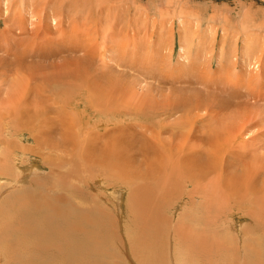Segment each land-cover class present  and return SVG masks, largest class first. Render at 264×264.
<instances>
[{"label":"rangeland","instance_id":"374dc122","mask_svg":"<svg viewBox=\"0 0 264 264\" xmlns=\"http://www.w3.org/2000/svg\"><path fill=\"white\" fill-rule=\"evenodd\" d=\"M37 34L39 35L37 36ZM29 42L34 46L32 44L30 46ZM182 49H184L183 52ZM189 53L191 54L189 55ZM121 70L125 72L122 74ZM26 73L36 74L37 77L50 75L52 78L61 74H80L79 80L67 78L66 87H74L75 83H88L92 90L96 88V90L112 97L107 101L106 106H124L128 112L136 107H144L146 110L150 107L152 111L162 109L165 112H163L165 115L163 114L162 120L159 117H157L158 119L149 117L150 119L147 121L146 118L149 114H145L140 120H137L135 116L132 118L128 116L130 119L127 117L124 120V127L120 126L122 130L114 122L120 119L117 114L125 110H108L106 114L113 120L112 125L107 120L103 124L106 118L103 117L104 112L100 110L98 105L86 109L84 106H73L67 110V113H73L74 120H78L79 117H83L85 121L89 120L90 125H86V128L83 127L81 133L86 132L89 127L91 135L106 137L110 133V129L119 128L112 132V136L127 142L131 150V153L127 152V154H136L140 159H143L144 153H134L136 146L142 147L144 140H147L145 143L147 146L150 142L147 137L150 135L149 130L152 127H157L165 119L166 122L162 123L163 131L164 128H167L161 135L163 143L167 147L178 149L177 146L183 143V139L180 140V137H186L184 140L192 139L194 153L192 156L190 155V158L197 160H194L192 167H195L200 177L207 182L210 181V186L206 185V181L203 182L202 186L192 181H189L186 186L184 183H178L179 180L176 181V179H178L179 174L181 175V171L178 169L173 174L171 167L167 166L166 159L165 164L158 170L147 168L143 164L144 168L141 171L144 177H141L142 179L136 178V184L132 183L133 185L138 183L136 190L139 196L137 198L133 196L131 186L126 187V185H119V183L107 186L110 187L107 193L114 192V196L111 197L104 192L106 184L103 183L101 186L103 190H101L102 188L98 186L100 183L102 184V182H98L100 178L93 181L91 176L96 174L97 177L105 178L104 172H91L90 176V173L86 174L87 177H90L86 180L87 184L80 183L83 190L82 199L85 198L84 200L87 201L84 202L81 199L80 204L83 203L79 205L83 206L84 204L81 211L75 205L72 208L70 206H73V202L77 204L79 194L71 196L75 198H73L74 201L72 198H67L68 191H63V195L68 201L63 198V203L61 199H54L50 205L53 200L51 196L54 193L51 191L57 192L56 187L50 183L47 186L40 185L36 190L38 193L35 194L39 195L40 199L43 198L41 201L49 200L48 203L45 201L46 206L44 207L42 206L44 205L43 202L41 206L44 208H41L40 211L34 209L32 215L30 211L27 212L29 213L28 216L22 217V219H29L30 221V223L23 225L25 231L35 233L37 238L34 236L31 238L32 240L23 242V247L15 243L14 246L19 248V254L22 256L17 261H13L11 259L14 257V248L10 250L6 247L12 245L14 241L2 240L6 230H10L8 225H11L9 224L11 221L8 224L4 222L3 230L0 231V264H6L8 261H11V264H65V262L66 264L67 262H72V264H104L105 261L107 264H112L107 255L110 254V251L111 254L115 253L116 257L113 260L116 259L119 264H264V206L256 207L263 215L259 220H256L248 212L235 211L239 203L234 205L232 209L229 207L230 205L225 204V201H222L221 204L219 200L225 197L224 191L226 189L212 181L213 178L216 179L222 173L225 179L228 178L227 180L236 182L237 184L234 185L236 187L243 180L242 177L245 175V178L248 174L256 182L255 190H264V0H0V81H2L0 84L2 88V91L0 90V107L4 112L9 111V108L6 111L5 107H10L4 105L2 108L3 103L8 105L6 91L9 96H14V89L17 92L22 86L23 80L19 78ZM17 79H19L18 82L20 80L22 82H19L18 87H14V81ZM35 79L33 82L38 83L41 78ZM33 88L32 85V92L36 93L35 88L34 90ZM59 90L62 91L63 97H75L77 95L74 89L68 90L66 88L65 91V88L64 90L59 88ZM9 102L11 101L9 100ZM44 103V108L38 107L36 103V106H30L29 111L35 112L34 109L38 108L39 113L47 114V117H56V114H60L62 107H56L57 105L54 106L55 103L50 101H44ZM150 108L148 109L149 112L151 111ZM168 109L173 113L168 112ZM61 114L64 115L66 112H61ZM212 115L221 118L219 120L215 117L212 119L210 118ZM6 121L9 123V120ZM6 121L5 123H7ZM10 122L14 124V121ZM173 122L175 125H172ZM129 123L134 131L128 127ZM29 124L30 122H26L27 126L25 125L24 128L28 127ZM39 124L38 121L31 122L32 128L30 129V126L28 128L36 132V136L32 134L35 138L46 139L51 135L55 139H60L55 132L48 130L53 126V123L47 124L46 128L42 122ZM98 124H102V127H96ZM190 124L193 126L191 127ZM36 125L39 128H36ZM125 125L128 129H125ZM187 125L190 126L188 127L190 129L187 128ZM242 126H247L246 130L243 131ZM142 127L144 130L146 129V133ZM170 127L172 128L170 129ZM173 128V131L176 132V138L174 137L172 142L167 137L172 138ZM23 129V133L19 132L20 136L5 131L1 141L9 138L11 143L22 144L21 146L26 148L36 145L35 140L30 137L31 133ZM37 129L38 132H43L42 136L38 135ZM138 130L140 133L143 131V135L138 134ZM181 130L182 132H180ZM238 131L242 132L240 139L231 141L233 136L239 134ZM102 142V139L94 138L91 145H98ZM3 147L4 145L0 144V149ZM115 148L116 146H114ZM17 152L19 153V161H22L24 158L22 157L23 148H18ZM45 152V148L39 147L35 151V159L38 157L36 161L32 159V156L27 155L28 159L36 162L40 170V172L33 173L32 176L34 174L36 175L35 178L42 176L41 180L46 179L48 181L52 179V176H54L52 180L60 176L57 171L59 169L62 171L61 173H64L65 170L69 171L67 168H71L70 160L75 157L74 150H70L71 154L48 149L47 153ZM175 152L177 153L178 150H175L174 154H176ZM141 153L142 155H140ZM0 155L2 158L1 151ZM58 155H63L62 159L67 160L65 165L62 164L61 157H59L60 159L56 158ZM132 156V160H139L137 156ZM236 156L235 160L234 157ZM1 158V166H3ZM58 159L61 164L59 162L57 164L55 161ZM45 160H48L49 164ZM256 165L263 167L257 169ZM211 168L213 172L210 171ZM10 173L6 175L7 178L0 176V207H6L7 201L12 197L14 206H11L9 211L15 212L16 210L15 213H17L21 211V208H18L21 201L19 199L18 202L15 201L14 197L20 193V190L25 191L28 185L21 181L19 184L24 185V190L20 189L19 186L21 187V185L16 183L17 181L13 182L14 178H10ZM43 175L47 176L44 177ZM32 176L30 175V177ZM62 180L64 179L62 178ZM35 181L38 184L37 180ZM224 183L221 182V185ZM49 185H52L54 189L48 191ZM202 188L208 189L207 198H210L209 200L214 198V201L208 202L210 205L208 209L204 207L205 198L202 194L200 195V193L205 194ZM41 190L43 193L40 192ZM212 192L216 194L214 195ZM91 193L94 195L93 200L89 196ZM68 196L70 197L69 194ZM105 197L111 199V202H108L113 203L114 208L111 206H109L111 209L102 207L107 202ZM49 198L52 200L50 201ZM117 199H120L123 206L122 214L119 210L120 207L118 208ZM89 200L90 204H88ZM99 200H102L103 203H99ZM139 200L141 201L139 202ZM58 201H62V203ZM135 201H137V209L133 214L129 207ZM56 203L57 206H62V209H67L68 206L67 210L71 209L70 211L73 212L76 209V212L68 219L65 218L66 221H64L63 216L55 217L56 220H51L49 224L52 227L50 228V226H46L48 225L47 222L49 217L55 214L51 210L49 212L48 209ZM95 203L98 208H96ZM115 203L118 205L115 206ZM84 207L89 208L91 214H85ZM233 211L236 214L233 215ZM13 212H9L7 218L14 219ZM107 212L110 214L109 216H106ZM96 213L99 214V219ZM34 215L37 216L34 217ZM188 215L189 220H187ZM73 217L82 218L77 222ZM92 217L96 220L94 221ZM107 217H109L108 220ZM5 218L6 216L0 217L1 221ZM7 218L5 220H8ZM62 218L63 220L60 221ZM110 218L112 223H109L107 228L102 229L99 222L103 224L108 222ZM38 219H41L39 223ZM32 221L33 223H31ZM42 221H45L46 224ZM43 224L45 225L43 226ZM31 225L35 227L32 228ZM37 226L43 228L42 231L47 230L51 239L49 246L52 249L50 248L48 252L42 251L49 253L50 257L47 255L46 259L37 251H41V246L38 245L42 242L39 241L42 239V231ZM58 226L59 228H57ZM254 226L257 227V230H248V228L255 229ZM98 230H101L103 235L109 233L111 240L107 239L109 244L106 242L105 250L98 251L97 259L93 258L94 256L91 254L86 258V253L79 251L80 247L77 252L72 253L74 250L70 251L68 256L66 252L75 248L79 239L85 235L91 236L94 232L98 233ZM73 231L81 236L76 237ZM188 232L189 235L187 236ZM8 233L14 235V229ZM193 233V239L181 240L183 235L189 238L192 237ZM35 247L37 248L36 251ZM107 251L109 252L106 253ZM66 257H68V261H64Z\"/></svg>","mask_w":264,"mask_h":264},{"label":"bare ground","instance_id":"6f19581e","mask_svg":"<svg viewBox=\"0 0 264 264\" xmlns=\"http://www.w3.org/2000/svg\"><path fill=\"white\" fill-rule=\"evenodd\" d=\"M41 24V23H40ZM33 25V24H32ZM247 26V25H246ZM47 28V27H46ZM37 30V29H36ZM39 34H37V36H38ZM36 36V35H35ZM37 38V37H36ZM31 42V41H30ZM29 42V43H30ZM34 43V42H33ZM32 43H30V46H32L31 45ZM34 46V45H33ZM33 48V47H32ZM31 48V49H32ZM35 48V47H34ZM33 48V49H34ZM32 49V50H33ZM198 49V48H197ZM31 50V51H32ZM183 50L184 49H182V52H183ZM35 52V51H34ZM26 53H27V51H26ZM39 54V53H38ZM41 54V53H40ZM44 54V53H43ZM191 53H189V55H190ZM186 55V54H185ZM255 62V61H254ZM258 63V62H257ZM57 64V63H56ZM52 66V65H51ZM17 67V66H16ZM41 69V68H40ZM42 70V69H41ZM131 70V69H130ZM18 71V70H17ZM20 71V70H19ZM18 71V72H19ZM121 72H122V74L125 72L124 70H121ZM36 75V74H35ZM34 74L32 75L31 73H26V74H24L23 76H21L19 79H22L23 80V82H22V86H21V88L19 89V90H17V92H16V90L14 89V96H9L8 95V92L6 91V93H5V95H7L8 97H6L7 99H6V102H7V104L8 105H6V104H2L3 106H2V108H4V105L5 106H10V107H5L6 108V111H7V109L9 108V111L8 112H4L3 111V109H1V107H0V144H3L4 145V147L3 148H1L0 149V151H1V154H2V163H3V166H1L2 164H1V161H0V176H6L9 172H11L10 174H9V176H10V178L12 179V178H14L13 179V182H15V181H17L16 183H20L21 181L22 182H26L27 183V189L25 190V191H21L20 189H22V190H24L23 189V187H24V185L22 186L21 184H19V185H21V187L19 186V190H20V193H17L18 195L16 196V197H14V199H16L15 201H17L18 199L21 201V203H19V207L18 208H21V211L20 212H17V213H15L16 212V210H15V212H13V211H9V209L11 208V206H14L13 205V198L12 197H10V199L7 201V205H5L6 207H0V217H2V216H6V218H7V216H8V214H9V212H13L12 214L14 215V219L13 218H11V217H8L7 219L8 220H5V219H2V221H1V219H0V224H2V225H0V231L2 232V230H3V225H5V224H8V222H10L9 224H11V225H8V228L10 229V230H13L14 229V235H11V234H9L8 233V231H10V230H6V234H5V237L2 239V240H5V239H7V242L9 241V240H13L14 242L12 243V245H9V246H7L6 248L7 249H12V248H14V257H13V259H11V260H13V261H17L18 260V258L20 259L21 258V256H22V254H19V248L17 249L14 245H15V243H18V244H20L21 246H22V243L23 242H27V241H29L31 238H33L36 234L34 233H30V232H27V231H25V229H24V227H23V225L24 224H28V223H30V221H29V219H22V217L23 216H25V215H29V213H27V212H30L31 213V215H32V210H36V211H40L41 210V208H44L46 205H45V201L43 200V201H41L42 199H40V197H39V195H36L35 193H38L36 190H37V187H40V185L42 186V185H44V186H47V184L48 183H50V184H54V187H56V190H57V192L56 191H53L52 190V188H53V186L52 185H49V187L47 188V190L49 191V190H52L51 192H54L53 194H52V196H51V198L53 199H50V201L52 200V202H51V204L50 205H52V203H53V201H54V199H65V200H67L68 201V199H66V197H64V195H63V191H68V194L70 195V197L68 196V194L66 195L67 196V198H72V200H74L75 198L74 197H71L72 195H78L79 194V198H78V202H77V204H74V202L72 203L73 204V206L72 205H70L71 206V208L72 207H75L76 206V208H78L79 207V209H80V211L81 210H83V206H84V204H83V206H80V205H82V203L80 204V201H81V199L83 198V190H82V187H81V185H80V183H82V184H87L86 183V180L88 179V178H90V177H87V175L86 174H88V173H90L89 174V176L92 174L91 172H104L105 174H106V177L105 178H102V176H99V177H97L96 176V174H93V175H91L92 177H93V181L94 180H97V179H99L98 180V182L100 181V182H102V184L100 183L98 186L99 187H101L102 185H103V183H105L106 184V187H104L106 190H104V192H108V188H110V187H107V186H109V184L110 185H112L113 183L114 184H118L119 183V185H122V184H124V185H126V187H130L131 186V188H132V193H133V196L134 197H138L139 196V193L137 192V190H136V186L138 185V183H137V185H133V184H136L135 182L137 181V180H135L136 178H143L144 176H142V171L141 170H143V168H144V166H143V164H145L146 165V167L147 168H151V169H156V170H158L160 167H162L164 164H165V159L167 160V166H169V168L171 167V172L173 173V174H175L176 173V171H178V169H180V171H181V175L179 174L178 175V179H176V181H178L179 180V182L178 183H184L185 184V186L187 185V184H189V181H192V182H195V183H199V185H201L202 186V184H203V182L204 181H206L204 178H202V177H200L199 175V173H198V171L195 169V167L193 168L192 166L194 165V160H196V159H191L190 157L193 155L192 153H194V145H193V143H192V139L191 140H184L186 137H180L181 139L180 140H182L183 141V143L182 144H180V145H178L177 147H178V149L176 148V147H174V148H172V147H167V145L166 144H164L163 143V140H162V137H161V135L163 134V132L165 131V129L167 128H164V131H163V124L162 123H165L166 121H161L160 122V120H162V117H163V114L165 113L162 109L161 110H151L152 108H150V112L148 111V109L149 108H147V110L144 108V107H136V108H134L133 110H129L130 112H128L127 111V108L126 107H124V106H122V107H114V106H112V107H109V106H106V103H107V101L109 100V99H111L112 97L110 96V95H106V93H104V92H100V90H96V88L94 89L93 88V90H92V87H91V85L90 84H88V83H80V84H77V83H75V86L74 87H66V85H67V81L68 80H66L67 78L69 79V80H71V79H73V80H79L78 78H81L80 77V74L78 75H76V74H61L60 76H54V78H52V76H50V75H46V76H43V77H37V75L35 76ZM140 76V75H139ZM35 77H37L38 78V80L40 79V81L38 82V83H34L33 82V80L35 79ZM134 77V76H133ZM18 78V77H17ZM36 78V79H37ZM16 79V78H15ZM19 79H17V80H15L14 81V87H18L19 86V82H18V80ZM35 79V80H36ZM63 80H65L64 81V84H62L63 82ZM248 81V80H247ZM5 82V81H4ZM2 83V81H0V84ZM61 83V84H60ZM32 85L34 86V88H35V91H36V93H33L32 92ZM69 85V84H68ZM2 86V85H1ZM34 88H33V90H34ZM59 88H61V90H62V88H63V90H64V88H65V91H66V88H68V90H71V89H74L76 92H77V95L75 96V97H63V93H61L62 91H60L59 90ZM2 88L0 87V90H1ZM56 89H58V90H56ZM2 91V90H1ZM64 92V91H63ZM1 94V93H0ZM256 94V93H255ZM29 96H31V97H29ZM4 99H5V97H3ZM3 98H2V100H3ZM38 99H39V102H38ZM258 99V98H257ZM9 100L11 101V102H9ZM44 101H46V102H54L55 104H54V106L55 105H57L56 107H62V108H60L61 110H60V114H56L57 116L56 117H53V116H51V117H47L46 115H44V114H42V113H39V109L38 108H33L34 106H36V103H37V105H38V107H40V108H44L43 107V105H45V103H44ZM167 101V100H166ZM2 102H4V101H2ZM5 102V103H6ZM168 102V101H167ZM33 106L32 108L35 110V112H31V111H29L30 109V106ZM96 105H98L99 106V108H100V110L101 111H103L104 112V115H103V117H105L106 119L103 121V124H104V122H106V120L107 121H109L110 123H111V125H112V123H113V120L110 118V117H107V112H108V110H111V111H120V110H125V111H120L118 114H117V116L120 118V119H118L116 122H114L116 125H117V127L119 126H121L122 125V128L124 127L123 126V123H124V120L128 117V116H130V118H132V116H135V117H137V120H140V118H143L144 117V115L146 114V115H148L149 114V116H147V121H148V119H150L151 117L153 118V117H155V118H157V117H159V118H161L160 120H159V124L157 125V127H152L150 130H149V132H150V135L149 136H147L148 138H149V140H150V142L147 144V146H146V142H147V140H144V141H142V147H137L136 146V151L134 152V153H140V152H143L144 154H143V159H140V157L138 156V155H136V154H132V155H134V156H137L138 158H139V160H132L133 159V156L132 155H129V154H127V152H130L131 153V150L129 149V144L127 143V142H125V141H120V140H122L121 138H114V136H112L113 134H112V132H114L115 131V129L116 130H118L117 128H115V129H110L109 130V134H107V136L106 137H95V136H93V135H91V133L89 132V127L87 128V130H86V132H84V133H81V131L84 129L83 127H85L86 128V125H90L89 124V120H87V121H85L84 120V118L83 117H79L78 118V120H74V115H73V113H71V112H69V113H67V110L69 109V108H72L73 106H76V107H79V106H84V108L86 109V108H93L94 106H96ZM14 106V109H12V107ZM42 106V107H41ZM53 106V107H54ZM168 106V105H167ZM32 108H31V110H32ZM169 108V107H168ZM11 109H12V111H11ZM45 109H46V107H45ZM53 109V108H52ZM51 109V110H52ZM54 109H55V107H54ZM27 110V111H26ZM37 111V112H36ZM170 110L168 109V112H169ZM58 112H59V110H58ZM61 112L62 113H64V112H66V114H61ZM164 112V113H163ZM172 111H170V113H171ZM173 113V112H172ZM171 113V114H172ZM212 113V112H211ZM30 114H34V115H30ZM78 114V113H77ZM165 115V114H164ZM167 115V114H166ZM207 115H209V114H207ZM50 116V115H49ZM68 116V117H67ZM168 116V115H167ZM171 116V115H170ZM203 116V115H202ZM210 116V115H209ZM208 116V117H209ZM57 117H59L60 118V120H59V118H58V120H57ZM67 117V118H66ZM150 117V118H149ZM164 117H166V116H164ZM169 117V116H168ZM168 117H167V119H168ZM214 117L215 118H217L218 120H219V118H221V117H216L215 115H212L210 118H212V119H214ZM129 118V117H128ZM129 118V119H130ZM188 118V117H187ZM158 119V118H157ZM166 119V120H167ZM184 119V118H183ZM190 119V118H189ZM6 120H9V123L6 121ZM65 120V121H64ZM128 120V119H127ZM198 120V119H197ZM209 120V119H208ZM5 121L7 122V123H5ZM10 121H14V124L13 123H11ZM36 121H38V124H39V122H42V125H44L45 126V128H46V125L47 124H52L53 123V126L51 127V128H49L48 130H50V132H55L57 135H58V137L60 138V139H55V137H51V135L49 134V131H48V134L50 135L49 137H46V135H47V131L45 132V137H46V139H44V138H42V139H39V138H35L33 135H35L36 134V132L35 131H33V130H30L32 127L30 126V124H31V122H33V123H35ZM131 121H133L132 119H131ZM145 121V120H144ZM157 121V120H156ZM177 121V120H176ZM186 121V120H185ZM190 121V120H189ZM26 122H30V124L28 125V127H26V128H24L25 127V125H26ZM49 122V123H48ZM50 122H52V123H50ZM130 122V121H129ZM135 122V121H134ZM140 122V121H139ZM139 122H136V123H139ZM119 123V124H118ZM133 123V122H132ZM146 123H148V122H146ZM176 123V122H175ZM179 123V122H178ZM183 123H185V122H183ZM191 123V122H190ZM195 123V122H194ZM11 124V125H10ZM130 124V123H129ZM128 124V125H129ZM142 124V123H141ZM245 124H247V122H245ZM10 125V126H9ZM40 125V124H39ZM76 125H79V126H76ZM102 125V124H101ZM101 125H97L96 127H99V126H101ZM110 125V124H109ZM108 125V126H109ZM166 126L168 125L167 123L165 124ZM164 125V126H165ZM172 125H175L174 124V122L172 123ZM186 125V124H185ZM27 126V125H26ZM29 126H30V129H28L29 128ZM33 126V125H32ZM35 126V125H34ZM37 126V125H36ZM104 126V125H103ZM105 126H107V125H105ZM136 126V125H135ZM138 126H140V125H138ZM150 126V125H149ZM190 126L192 127L193 126V124H190ZM190 126H188L187 125V128L188 127H190ZM42 127V126H41ZM41 127H40V129H41ZM49 127H50V125H49ZM77 127V128H76ZM102 127V126H101ZM128 127H132L131 126V124L128 126ZM146 127V126H145ZM148 127V126H147ZM231 127V126H230ZM26 129V130H28V132L29 133H31L30 134V137H31V139H34L35 140V143H36V145H34V146H32V147H23V146H21V145H17V144H13V143H11L10 141H11V139H9V138H5L3 141H1L2 139L1 138H4V136H3V133L5 132V131H10L11 132V134H13V135H17L18 134V136H20V133H23V131H22V129ZM36 128H39L38 126L36 127ZM107 128V127H106ZM122 128L120 127V129L122 130ZM127 127H126V125H125V129H126ZM138 128H140V127H138ZM172 127H170V129H171ZM174 128H176V126H174ZM174 128L172 129V138L171 137H167V139H169V140H171L172 142L174 141V137L176 138V132H174L173 130H174ZM233 128V127H232ZM242 128V130L244 131V130H246V128H247V126H242L241 127ZM23 129V130H24ZM124 129V130H125ZM128 129V128H127ZM132 129V128H131ZM131 129H129L130 131H131ZM136 129V128H135ZM141 129V128H140ZM149 129V128H148ZM147 129V130H148ZM182 129V128H181ZM184 129H185V127H184ZM188 129H190V128H188ZM187 129V130H188ZM229 129V128H228ZM36 130V129H35ZM43 130V129H42ZM42 130H41V132H42ZM99 130V129H98ZM137 130V129H136ZM142 130H144V128L142 127ZM146 130V129H145ZM144 130V131H145ZM178 130V129H177ZM45 131V130H44ZM126 131V130H125ZM132 131H134L133 129H132ZM131 131V132H132ZM139 131V130H138ZM138 131H136V132H138ZM20 132V133H19ZM35 132V133H34ZM107 132V131H106ZM180 132H182V130L180 131ZM239 132V131H238ZM25 133V132H24ZM37 133H38V135H41L42 136V133H40V132H38V129H37ZM96 133V132H95ZM99 133V132H98ZM125 133V132H124ZM142 133H143V131H142ZM142 133H140V131L138 132V134H142ZM145 133H146V131H145ZM145 133H144V135H145ZM169 133H170V131H169ZM241 133L242 132H239V134L238 135H235V136H233V139L231 138L230 140L231 141H234V140H238V139H240V135H241ZM33 134V135H32ZM54 134V133H53ZM122 134V133H121ZM134 134H136V133H134ZM137 134V135H138ZM185 134V133H184ZM210 134H211V132H210ZM23 135V134H22ZM26 135H28V134H26ZM102 135V134H101ZM143 135V134H142ZM36 136V135H35ZM40 136V137H41ZM55 136V135H54ZM140 136V135H139ZM186 136V135H185ZM57 137V136H56ZM195 137V136H194ZM94 138H100V139H102L103 140V142L101 143V144H98V145H91V142H92V140L94 139ZM122 138H124V137H122ZM145 138V137H144ZM190 138H192V137H190ZM26 140V139H25ZM14 142H16L17 143V141H14ZM195 142H197V141H195ZM22 143V142H21ZM232 143H234V142H232ZM178 144H179V142H178ZM241 144V143H240ZM24 145V144H23ZM204 145V144H203ZM235 145H236V143H235ZM26 146V145H25ZM31 146V145H30ZM42 147V148H45L46 149V152L45 153H47V149L48 150H53V151H55L56 150V152L57 151H62V152H66V153H70V150H74V152H75V157H74V159L72 160L71 158V160H70V163H72L71 164V168H67L69 171H66L65 169H63V170H65V172L64 173H61L62 171L59 169V170H57L58 171V174L60 175L59 177H57L56 179H54V180H52L53 178H54V176H52V179H50V180H48V181H46V179H44V180H41L42 179V176H40V177H36L35 178V174L32 176V174L33 173H36L37 171H39L40 172V170H39V167L37 166V164H36V162H32L33 160L34 161H36L37 160V158L35 159V151H37V149L39 148V147ZM114 146H116V148L114 149ZM174 146V145H173ZM218 146V145H217ZM233 146H234V144H233ZM232 146V147H233ZM239 146H241V145H239ZM239 146H236V147H239ZM236 147H235V149H236ZM244 147V146H243ZM18 148H23V156L22 155H20V156H22V157H24L23 158V160L22 161H19V157H18V152H17V150H18ZM197 149V148H196ZM226 149V148H225ZM234 149V150H235ZM98 150H100L99 152H98ZM175 150H178V152L176 153V154H174V151ZM233 150V149H232ZM97 151V152H96ZM17 152V153H16ZM98 153V154H101V155H97L96 153ZM202 152V151H201ZM223 152V151H222ZM26 153V155H24ZM51 153V152H50ZM54 153V152H53ZM215 153V152H214ZM21 154V153H20ZM56 154V153H55ZM62 154V153H61ZM71 154V153H70ZM178 154H179V156H178ZM27 155H30V157L32 156V159L33 160H31V159H28V157H27ZM140 155H142V153L140 154ZM191 155V156H190ZM219 155H220V153H219ZM237 155V154H236ZM240 155V154H239ZM1 156V155H0ZM39 156V155H38ZM57 156V155H56ZM63 155H58V157H56V158H59V157H61V162H62V164H64L65 165V163L67 162V160L65 159H62L63 157H62ZM68 156H70V155H68ZM207 156V155H206ZM212 156V155H211ZM214 156V155H213ZM243 156V155H242ZM137 157H135V158H137ZM196 157V156H195ZM215 157V156H214ZM233 157V156H232ZM245 157V156H244ZM52 158V157H51ZM67 158V157H66ZM199 158H200V156H199ZM210 158H212V157H210ZM217 158V157H216ZM235 158H237V156L236 157H234V159ZM242 158V157H241ZM49 159V158H48ZM60 159V158H59ZM59 159L58 160H55L56 162H57V164H58V162H59ZM44 160V159H43ZM49 160H52V159H49ZM207 160V159H206ZM236 160V159H235ZM239 160V159H238ZM243 160V159H242ZM4 161V162H3ZM45 161H47L46 163H48V160H45ZM154 161H155V164H154ZM197 161V160H196ZM226 161V160H225ZM249 161V160H248ZM69 162V161H68ZM224 162V161H223ZM228 162V161H227ZM60 163V162H59ZM16 165L15 167L13 166V165ZM45 164V163H44ZM49 164V163H48ZM47 164V165H48ZM61 164V163H60ZM138 165L137 167L135 166V165ZM258 164H259V162H258ZM41 165H42V162H41ZM46 165V166H47ZM53 165V164H52ZM56 165V164H55ZM55 165H54V167H55ZM230 165V164H229ZM262 165V164H261ZM260 165V166H261ZM40 166V165H39ZM68 166V165H67ZM212 166V165H211ZM258 168L257 169H261L262 167H259L258 165H256ZM40 167H42V166H40ZM50 167V166H49ZM201 167V166H200ZM247 167V166H246ZM254 167V166H253ZM196 168H197V166H196ZM198 168H199V166H198ZM206 168V167H205ZM214 168V167H213ZM216 168V167H215ZM214 168V169H215ZM227 168V167H226ZM264 168V167H263ZM42 169V168H41ZM50 169V168H49ZM53 169V168H52ZM58 169V168H57ZM207 169V168H206ZM204 170V169H203ZM213 169L211 168V172H213L212 171ZM218 170V169H217ZM235 170V169H234ZM147 171H150L149 169H147ZM209 171V172H210ZM219 171V170H218ZM222 171V170H221ZM236 171H238V170H236ZM248 171V170H247ZM38 172V173H39ZM42 172V171H41ZM209 172H207V173H209ZM202 173H203V171H202ZM223 173H224V171H223ZM229 173V172H228ZM232 173V172H231ZM248 173V172H247ZM48 174H49V172H48ZM210 174V173H209ZM233 174H235V173H233ZM251 174V173H250ZM30 175L32 176V177H30ZM63 177H62V176ZM101 175V174H100ZM255 175H257V174H255ZM44 176V175H43ZM45 176H47V175H45ZM44 176V177H45ZM177 176V175H176ZM227 176H228V174H227ZM226 176V177H227ZM231 176V175H230ZM245 176V175H244ZM244 176L242 177L243 178V180H241L240 181V184H239V186L237 185L236 187L234 186V185H236L237 183L236 182H232V181H230V179L229 180H227V179H225L223 176H222V173H220V175L219 176H217L216 177V179H212V181H214V182H216V184L217 185H220V186H222V187H224L226 190L224 191V194H225V197L224 198H221L220 200H219V202L222 204V201H225V204H227V205H230L229 207H231V209H232V207L234 206V205H237V203H239L237 206V208H236V210L235 211H241V212H248L250 215H252L253 217H255V219L256 220H259L260 218H262V213L259 211V210H257L256 209V207L257 206H264V190L263 191H258V190H255L256 189V186H255V181L252 179V177H251V175H248L247 174V176L244 178ZM260 176V175H259ZM43 177V178H44ZM50 178H51V176H49ZM48 177V178H49ZM56 177V176H55ZM64 179V180H62V178ZM180 177H182V178H180ZM213 177V176H212ZM256 177V176H255ZM264 177V176H263ZM6 178H7V176H6ZM9 178V177H8ZM47 178V179H48ZM141 178V179H142ZM180 178V179H179ZM231 178V177H230ZM240 178V177H239ZM3 179V178H2ZM10 179V180H11ZM232 179V178H231ZM250 179L252 180L251 182H250ZM1 180V179H0ZM10 180H7V181H9L10 182ZM35 180H37V182H38V184L36 183V181ZM233 180V179H232ZM57 181V182H56ZM92 181V182H93ZM263 181V180H262ZM142 182H144L143 180H142ZM147 182V181H146ZM207 182V181H206ZM205 182V183H206ZM221 182H225L223 185H221ZM259 182V181H258ZM8 183V182H7ZM62 184V185H59V184ZM133 183V184H132ZM140 183V182H139ZM234 183V184H233ZM91 184V183H90ZM89 184V185H90ZM95 184H96V182H95ZM233 184V185H232ZM206 185H208V186H210V181H208L207 183H206ZM216 185V186H217ZM9 186V185H8ZM105 186V185H104ZM192 186H194V185H192ZM261 186H262V184H261ZM3 187V186H2ZM11 187V186H10ZM9 187V188H10ZM30 187V188H29ZM121 187V186H120ZM263 187V186H262ZM102 188V187H101ZM198 188V187H197ZM211 188V187H210ZM213 189H218V188H216V187H212ZM40 189V188H39ZM42 189H43V187H42ZM54 189V188H53ZM95 189V188H94ZM121 189H122V187H121ZM194 189V188H193ZM203 189V188H202ZM44 190H45V187H44ZM101 190H103V188L101 189ZM100 190V191H101ZM110 190V189H109ZM199 190V189H198ZM197 190V191H198ZM204 190V189H203ZM208 189H205L203 192H205V194H203V193H200V195L202 194L203 195V197L205 198V201H204V203H205V205H204V207L206 208V209H208L209 208V206L210 205H208V202H211V201H214V198H212L211 200H209L207 197V195H208V193L207 192H209V191H207ZM196 191V190H195ZM196 191V192H197ZM214 191V190H213ZM40 192H42V190L40 191ZM45 192V191H44ZM51 192H48L49 194H51ZM99 192V191H98ZM121 192H123L122 190H121ZM149 192V191H148ZM15 193V192H14ZM43 193V192H42ZM46 193V192H45ZM86 193V192H85ZM103 193V192H102ZM212 193H214V195L216 194L215 192H212ZM263 193V194H262ZM35 194V195H34ZM40 194V193H39ZM66 194V193H65ZM87 194V193H86ZM107 194H109V195H111V197H113L114 196V192L112 191V192H109V193H107ZM119 194V193H118ZM45 195H47L48 196V194H45ZM106 195V194H105ZM108 195V196H109ZM123 195V194H122ZM209 195H210V193H209ZM213 195V194H212ZM11 196H13V195H11ZM44 196V195H43ZM46 196V197H47ZM50 196V195H49ZM89 196H91V198L94 196L93 195V193H91V194H89ZM89 196H88V198H89ZM101 196H103L102 194H101ZM189 196H191L190 194H189ZM193 196V195H192ZM76 197V196H75ZM98 197V196H97ZM96 197V198H97ZM104 197V196H103ZM130 197V196H129ZM210 197V196H209ZM214 197V196H213ZM74 198V199H73ZM101 198V197H100ZM99 198V199H100ZM106 199L105 200H107V202H106V204L104 203V205H102V207L103 206H105L106 208L108 207V208H110L109 206H111L112 208H114V204L113 203H109V202H111V199L109 198V197H105ZM116 198H117V196H116ZM193 198V197H192ZM216 198H217V196H216ZM48 199V198H47ZM85 199V198H84ZM84 199H82V201H84V202H87V201H85ZM262 199V200H261ZM77 200V199H76ZM86 200H88L87 198H86ZM92 200H93V198H92ZM116 200V199H115ZM118 200V199H117ZM125 200V199H124ZM48 201L49 200H47L46 201V203H48ZM63 201V200H62ZM62 201H58V202H61L62 203ZM75 201V200H74ZM109 201V202H108ZM141 200H139V202H140ZM143 201V200H142ZM216 201V200H215ZM18 202V201H17ZM44 202V205H42V206H44V207H42L41 206V204ZM57 202V201H56ZM96 202V201H95ZM100 202H102V200L100 201L99 200V203ZM115 202V201H114ZM117 202V201H116ZM55 203V202H54ZM60 203V204H61ZM63 203H64V201H63ZM103 203V202H102ZM118 203H119V205L118 204H116L115 203V206L116 205H118V208H119V210H120V213L122 214L123 213V211H122V209H123V206H122V204H121V202H120V199L118 200ZM142 203V202H141ZM216 203V202H215ZM247 203V205H244V204H246ZM17 204V203H16ZM70 204H71V202H70ZM80 204V205H79ZM88 204H90V200H89V203ZM88 204H86L87 205V207H89L88 206ZM98 204V203H97ZM126 204H127V202H126ZM49 205V204H48ZM49 205V206H50ZM59 205V204H58ZM75 205V206H74ZM100 205V204H99ZM216 206H217V203L215 204ZM220 205V204H219ZM17 206H18V204H17ZM64 206H66V205H64ZM95 206H96V208H98L97 207V205H96V203H95ZM214 206V205H213ZM215 206V207H216ZM221 206V205H220ZM52 207V208H51ZM51 207H49V212H50V210L52 211V213H54L55 215H53V216H50L49 217V221L47 222L48 223V225H46L47 227L48 226H50L49 224H50V222H51V220H54L55 219V217H60V216H63V218H64V221H66L65 220V218H69V217H71V216H73V215H75L74 213L76 212L75 210L73 211V212H71L70 210H67L68 209V206H67V209H62V206L61 207H59V206H57V203H56V205H53V206H51ZM93 207H94V205H93ZM101 207V206H100ZM17 208V207H16ZM17 208V209H18ZM130 209H131V211H132V213L134 214V212H135V210L137 209V201H135V202H133V205H130V207H129ZM222 208V207H221ZM53 209H54V211H53ZM78 209V210H79ZM84 209H85V214H91V212H90V210H89V208H85L84 207ZM111 209V208H110ZM211 209V208H210ZM209 209V210H210ZM213 209V208H212ZM226 209H228V207H226ZM65 210V211H64ZM92 210H95V209H92ZM96 210H98V209H96ZM229 210V209H228ZM2 211H3V213H2ZM235 211H233V215L234 214H236V212ZM43 212H44V210H43ZM93 212V211H92ZM222 212H224L223 210H222ZM47 213V212H46ZM45 213V214H46ZM126 213V212H125ZM41 214V216H42V213H40ZM76 214H78V215H80L79 213H76ZM84 214V215H85ZM97 215V218L99 217V214L98 213H96ZM38 215V214H37ZM37 215H34V217L35 216H37ZM106 215V214H105ZM110 214L107 212V215L106 216H109ZM143 215H144V213H143ZM47 216H49V215H47ZM95 216V214H94V217H96ZM145 216V215H144ZM39 217V216H38ZM91 217V216H90ZM101 217V216H100ZM25 218V217H24ZM41 218V217H40ZM63 218L60 220V221H62L63 220ZM74 218V217H73ZM78 218V217H77ZM80 218H82V217H79L78 219H76V218H74V219H76V221L77 220H79ZM108 218L109 217H107V220H108ZM144 219H145V217H143ZM42 219V218H41ZM41 219H38L39 221H38V223L41 221ZM43 219H44V217H43ZM92 219L94 220V218L92 217ZM99 219V218H98ZM219 219V218H218ZM264 219V218H263ZM5 220V221H4ZM56 220V219H55ZM71 220V219H70ZM95 220H96V218H95ZM94 220V221H95ZM102 220V219H101ZM187 220H189V215L187 216ZM219 220H221V219H219ZM35 221V220H34ZM80 221V220H79ZM106 221V220H105ZM104 221V222H105ZM110 221V222H109ZM108 222L106 221L105 223H103L102 224V222H99V220H97V222H99L100 224H101V227H102V229L103 228H107L108 227V225H109V223L111 224L112 223V220H111V218H110V220H109ZM4 222H5V224H4ZM36 222V221H35ZM34 222V224H36ZM42 222H44L45 224H46V222L45 221H42ZM73 222H75V221H73ZM72 222V223H73ZM78 222V221H77ZM97 222H94V223H97ZM258 222V221H257ZM256 222V223H257ZM31 223H33V221L31 222ZM99 223H97V224H99ZM259 223V222H258ZM33 224V225H34ZM45 224H43V226L45 225ZM65 223L63 222V225H64ZM74 224H76V223H74ZM260 224V223H259ZM262 224V223H261ZM38 225V224H37ZM53 225V224H52ZM60 225V224H59ZM94 225V224H93ZM113 225V224H112ZM258 225V224H257ZM32 226V225H31ZM39 226H41V225H39ZM39 226H37V228L39 227ZM45 226V227H46ZM54 226V225H53ZM55 226H57V225H55ZM71 226H72V224H71ZM77 226V225H76ZM91 226V225H90ZM30 227V226H29ZM33 227H35V226H32V228ZM42 227V226H41ZM41 227H39V229L41 228ZM44 227V228H45ZM46 227V228H47ZM73 227V226H72ZM79 227V226H78ZM92 227V226H91ZM98 227V226H97ZM101 227H99V229H101ZM255 227V229H251V228H248V230L250 229V230H257L256 228V226H254ZM253 227V228H254ZM50 228H52L51 226H50ZM54 228V227H53ZM56 228V227H55ZM57 228H59V226L57 227ZM76 228V227H75ZM27 229V228H26ZM29 229V228H28ZM39 229H37V231H39ZM49 229V228H48ZM61 229V228H60ZM43 230V228H41V231ZM50 230V229H49ZM106 230V229H105ZM34 231V230H33ZM35 231H36V229H35ZM59 231V230H58ZM50 232V231H49ZM64 232H65V230H64ZM83 232H85V231H83ZM104 232V231H103ZM108 232V231H107ZM249 232V231H248ZM11 233V232H10ZM37 233V232H36ZM105 233V232H104ZM250 233V232H249ZM39 234V233H38ZM73 234L76 236V237H80L81 235H78V234H76V232L75 231H73ZM40 235V234H39ZM189 235V232L187 233V236ZM1 236V235H0ZM40 237V236H39ZM110 236H109V233L108 234H106L105 233V235H103L102 233H101V230H98V233L97 232H94L91 236H84V237H82L81 239H79L78 240V245L77 244H75V248H72V249H70L69 250V247H67V249L69 250V252H66L67 254H68V256L70 255V251H72V250H74L72 253H74V252H77L78 250V248L80 247V250L79 251H83L84 253H86V258H88V255L89 254H91V256H94L93 258H95V259H97V256H99L98 254H99V250H105L104 248H105V244L107 245V239L108 240H111L110 238H109ZM193 237H194V233H193V235H192V237H186L185 235H183L182 236V239L181 240H185V241H188V240H190V239H193ZM35 238H37L36 236H35ZM34 238V239H35ZM41 238L42 239H37V240H39V241H42V242H40L39 244L40 245H38V246H41V251L40 250H37V248L35 247V251L37 250L38 252H40V255L41 256H43L45 259H46V256L47 255H49V253H47L48 252V250L51 248L52 249V247H50L49 246V243H50V241H51V239H50V237H49V234H48V231L47 230H44V231H42V236H41ZM64 238H65V236H64ZM33 239V240H34ZM1 240V241H2ZM32 240V239H31ZM36 240V241H37ZM136 240V239H135ZM36 241H34V242H36ZM66 242V241H65ZM107 242V243H106ZM179 243H180V241H179ZM178 243V244H179ZM109 244V243H108ZM192 244V243H191ZM51 245V244H50ZM192 246H193V244H192ZM191 246V247H192ZM20 247V246H19ZM23 247V246H22ZM6 248H5V250H6ZM179 248V247H178ZM190 248V247H189ZM28 250H31V249H29V248H27ZM185 249V248H184ZM60 250V249H59ZM112 250V249H111ZM187 250H189V249H187ZM194 250V249H193ZM8 251V250H7ZM27 251V250H26ZM42 251H47V252H42ZM99 251V252H98ZM186 251V250H185ZM190 251V250H189ZM11 252V253H12ZM23 252V251H22ZM61 252V251H60ZM109 251H107L106 253H108ZM188 252V251H187ZM8 253V252H7ZM105 252H104V254H106ZM219 253V252H218ZM29 254V253H28ZM178 254V253H177ZM181 254H183V253H181ZM180 254V255H181ZM23 255H24V253H23ZM58 255V254H57ZM108 255V259L110 260V262L112 263V264H119L117 261H116V259L115 260H113L116 256H115V253L113 252L112 254H111V251H110V254L108 253L107 254ZM188 255H189V253H188ZM192 255H194V254H192ZM66 256V255H65ZM90 256V257H91ZM103 256V255H102ZM12 257V256H11ZM49 257H50V255H49ZM57 257V256H56ZM184 257V256H183ZM65 258V257H64ZM55 260H56V258H55ZM68 261L69 259H68V257H66V259L64 260V261ZM176 260V259H175ZM182 261H184V260H182ZM261 261V260H260ZM58 263H61V262H58ZM6 264H11V261H8ZM65 264H66V262H65ZM67 264H72V262H70V263H68L67 262ZM104 264H107V261H105L104 262ZM185 264V263H184ZM188 264V263H187ZM256 264V263H255ZM259 264V263H258ZM263 264V263H262Z\"/></svg>","mask_w":264,"mask_h":264}]
</instances>
